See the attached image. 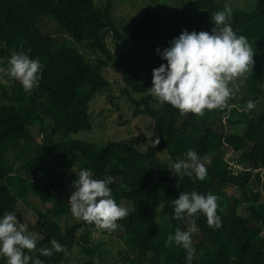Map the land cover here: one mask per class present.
Wrapping results in <instances>:
<instances>
[{
    "label": "trees",
    "instance_id": "trees-1",
    "mask_svg": "<svg viewBox=\"0 0 264 264\" xmlns=\"http://www.w3.org/2000/svg\"><path fill=\"white\" fill-rule=\"evenodd\" d=\"M256 2L252 11H231L227 21L256 51L254 67L247 71L246 96L238 102L230 97L225 108L205 109L197 116L181 113L165 102L155 108L153 104L159 100L147 89L152 86L153 69L167 64L157 49L163 52L170 47L183 30L211 33L215 27L212 14L225 10L218 0H188L173 7L167 18L156 8L145 7L123 32L112 16L113 0H104L102 6L94 0H0V44L15 40V52L25 51L42 66L31 91L26 92L18 80L10 78L11 85H3L0 94V196L6 192L15 199L13 211L20 223L26 224L22 209L30 205V196L46 206L45 211L37 212L30 228L40 236L32 235L37 242L35 253L25 249L26 255L44 264H65L77 243L89 244L94 234L111 237L116 231L128 250L140 258L126 257L130 264H186L183 247L175 242L165 247V241L176 228L186 231L190 226L186 220L173 218V200L181 192L196 191L219 197L216 214L222 226H209L203 213L193 217L197 231L192 234V264H264V109L249 116L251 110L246 108L248 100L256 104L264 101V0ZM45 17L72 41L59 43L43 32ZM109 35L123 52L120 93L134 107L135 117L147 115L155 122V136L146 153L124 141L101 146L65 140L71 134L92 130L91 103L98 92L111 87L97 70L96 61L85 57L78 45L99 55L97 60H112ZM8 61L3 67L8 68ZM32 117L40 122L41 140L31 132ZM189 149L205 162L203 181L194 173L175 179L169 169V162L186 159ZM245 149L240 160L234 157ZM9 151L13 158L7 157ZM162 151L169 161L161 160ZM233 160L244 166L237 175L228 168ZM68 167L76 170L70 174ZM82 169L91 170L98 180L114 177L108 185L111 198L119 206L131 204L129 215L116 221L115 230L84 220L65 230L59 224L75 191L72 182ZM230 186L241 194L229 195L226 188ZM53 238L65 250L53 251L50 257L40 255L41 248H51ZM0 262L7 263V258L2 255ZM81 264L97 263L89 260Z\"/></svg>",
    "mask_w": 264,
    "mask_h": 264
},
{
    "label": "clouds",
    "instance_id": "clouds-1",
    "mask_svg": "<svg viewBox=\"0 0 264 264\" xmlns=\"http://www.w3.org/2000/svg\"><path fill=\"white\" fill-rule=\"evenodd\" d=\"M231 8L225 5L223 12H215L211 21L215 25L211 33L183 30L178 38L170 42V47L163 52L157 49V54L167 64H161L153 69L152 86L148 92L158 99L178 109L181 113H193L202 116L205 109L225 108L228 99L235 95V85L229 88V83L242 76L251 64L253 66L254 51L245 36H237L231 24ZM30 51V50H29ZM8 68L0 67V73L7 71L10 78L18 80L23 89L31 91L40 79L38 73L41 64L38 59H31L20 50L13 52L8 61ZM256 103L248 100L246 108L254 109ZM156 144H159L157 139ZM186 159L174 162L169 168L174 176H192L203 181L207 175L205 162L197 152L189 149ZM93 172L82 169L72 182L75 191L68 201L73 215L98 228L115 230L116 221L129 215V209L117 205L111 198L108 187L114 182V177L103 180L93 178ZM219 197L211 192L205 194L181 192L178 199L173 200L174 219L186 220L189 227L186 231L176 228L174 234H169L165 247L173 242L182 246L186 252V264H192L195 247L192 234L197 231L193 218L197 213H203L209 226L217 228L222 222L217 216V201ZM27 224L20 223L12 212H5L0 217V254L7 258V264H44L39 258L26 255L24 250L33 251L37 242L27 232ZM51 248H41L40 255L50 257L53 251L65 249L56 240H50Z\"/></svg>",
    "mask_w": 264,
    "mask_h": 264
},
{
    "label": "rangeland",
    "instance_id": "rangeland-1",
    "mask_svg": "<svg viewBox=\"0 0 264 264\" xmlns=\"http://www.w3.org/2000/svg\"><path fill=\"white\" fill-rule=\"evenodd\" d=\"M94 1L97 5L102 6L104 0ZM186 1L188 0H113L112 16L118 29L123 32L130 24H132L136 16L139 15L145 7L152 6L159 10L164 18H167L173 7L182 6ZM218 2H220L224 8L225 5L230 6L231 11L236 9L252 11L257 7L256 0H218ZM41 29L59 43L65 39L70 42L72 41V39L66 35L65 31L49 18L45 17L43 19ZM107 44L113 55L112 60H107L103 57L101 60H97L96 57L99 58V55L92 54L86 48L78 45V49L85 57L96 61L95 64L97 70H99L111 83V87L108 90L98 92L91 103L90 114L92 117V130L88 132H80L78 134H71L65 140H81L99 144L101 146L109 142L124 141L131 144V146L138 152L146 153L148 148L152 145V138L155 136V122L147 115H139L137 117L133 115L134 107L128 100L127 96H123L120 93L123 83L122 74L119 70V62L123 57V52L119 50V43L111 35L107 37ZM16 46L17 42L15 40H10L9 44H0V67H3V63L10 59L11 54L15 52ZM253 51V66L250 64L248 70L254 67L256 51L255 49H253ZM39 74L40 72L38 75ZM11 83L12 81L8 76L7 71L0 73V94L3 92L2 86L5 85L9 87ZM248 83L249 78L247 71L242 76L237 77L235 81L229 83V88H233L235 85V89H238V91H235V95L232 96L233 101L238 102L246 96V86ZM133 97L135 98V96ZM163 104L164 102L159 101L157 104L153 105L155 108H160ZM263 109L264 101L261 100L256 104L254 109L249 111L248 115L252 116ZM32 118L33 125L31 127V132L40 137L41 140L44 137L39 134L38 127L40 122L36 117ZM245 151L246 149L241 153L234 154V157L240 160V155L245 153ZM7 157L13 158V152L9 151ZM159 157L163 161H169L166 157L165 151L160 152ZM169 163L171 167L174 162L170 161ZM75 170L74 167H68V172L70 174ZM174 178L176 179L177 176H174ZM251 182L255 185V177H253ZM226 190L229 195L236 194L239 196L241 194V190L231 186L227 187ZM29 201L30 205L25 206L24 209H22L25 222L28 226L27 232L40 238L39 233L32 229L30 230V228L35 223L37 212L45 211L46 206L35 196H30ZM122 203L125 208H131V204L127 202ZM15 205V199L11 198L6 192L3 193V195L0 196L1 217L5 212H12L17 216V220L20 222L17 213L13 211ZM81 220L82 219H78L73 215L71 207L68 204L65 214L58 220V222L62 229L65 230L68 226ZM112 233L111 237L94 234L89 244L82 242L77 243L72 249L69 261L65 262V264H81L89 260H93L97 264H130V262L126 260V257L129 256V260L140 259L138 255L128 250V246L116 231H113ZM85 248L92 250V252H87ZM30 252L35 253V250Z\"/></svg>",
    "mask_w": 264,
    "mask_h": 264
},
{
    "label": "built area",
    "instance_id": "built-area-1",
    "mask_svg": "<svg viewBox=\"0 0 264 264\" xmlns=\"http://www.w3.org/2000/svg\"><path fill=\"white\" fill-rule=\"evenodd\" d=\"M228 168H229V170L234 172L235 175H237L239 172H242L244 170V166L240 162H238L237 160L230 161ZM0 256L2 257V254ZM0 264H1V262H0Z\"/></svg>",
    "mask_w": 264,
    "mask_h": 264
}]
</instances>
